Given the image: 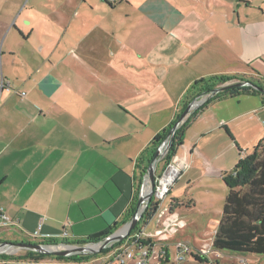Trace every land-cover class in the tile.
I'll use <instances>...</instances> for the list:
<instances>
[{"label":"crops","instance_id":"1","mask_svg":"<svg viewBox=\"0 0 264 264\" xmlns=\"http://www.w3.org/2000/svg\"><path fill=\"white\" fill-rule=\"evenodd\" d=\"M101 1L106 9L115 8ZM21 3L0 0V41L4 39L0 49V230L11 236L6 241L13 237L19 243H33L30 241H40L47 235L49 240L58 241L66 232L67 241L78 243L113 226L121 227L128 221L127 212L137 198L140 180L135 179L136 159L174 120L188 88L214 74L257 73L264 78V0H190L191 9L185 16L182 9L178 10L180 24L188 30L187 38L179 42L180 49L162 55L161 62L151 58L145 71L153 72L154 78L120 79L115 86L124 87L123 94L115 98L113 106L104 105L100 96L90 100L95 112L81 110L79 100L55 95V81L41 90L40 83H33L34 75L28 72L17 70L16 79H10V57L6 59L5 54L15 58L16 45L25 40V32L45 28L34 29V18L29 13L18 22L24 11ZM213 8H219V14ZM2 81L9 82V88L1 87ZM100 83L95 81L93 87L100 89ZM261 140V97L239 95L207 105L186 130L172 158L178 159V151L183 148L189 159L181 175L191 171L195 159H205L214 164L211 174L223 179L235 167L229 161L232 153L237 151L240 156L244 148L252 151ZM161 162L165 166L166 162ZM157 168L158 164L154 176L163 170ZM173 186L157 212L158 221H154L157 215L151 220L158 233L147 230L168 245L171 254L178 232L160 233V228L184 202L174 197ZM192 246L204 248L196 243ZM233 257L225 254V264H236ZM0 263L59 261L23 258L0 259Z\"/></svg>","mask_w":264,"mask_h":264},{"label":"rangeland","instance_id":"2","mask_svg":"<svg viewBox=\"0 0 264 264\" xmlns=\"http://www.w3.org/2000/svg\"><path fill=\"white\" fill-rule=\"evenodd\" d=\"M189 1L128 0L126 4L125 0H122L114 5L113 10H108L101 0H22L21 8L24 11L18 22L23 15L29 13L34 18V29L40 26L45 28L32 33L25 32V40L21 39L16 45L15 58L5 54L6 59L10 57V79H16L17 70L28 72L29 75H34L33 83H40L41 90L46 83L51 87V82L55 81V95L79 100L81 110L95 112L90 107V100L100 96L103 97V104L109 105L110 108L113 101H116L115 98H120L123 94L124 87L115 86L119 84L118 80L129 78L142 81L143 76L146 80L153 79V72L145 71L151 58L161 62L162 55L180 49L179 42L186 40L185 34L188 30L180 24L182 19L178 10L182 9V16H185L191 9ZM201 2L206 3V0ZM213 10L216 15L219 14V8ZM205 14L207 16V12ZM3 42L2 38L0 49ZM1 58L2 56V64ZM97 80L101 81L100 89L93 87ZM199 97L207 98V95ZM70 109L74 110L72 106ZM182 151L183 148L178 151L177 158L185 162L189 157ZM242 153L243 157L246 153L250 154L251 148H244ZM232 154L230 165L236 166L240 156H237V151ZM195 160L191 171L184 176L180 175L177 184L173 186L174 197L184 199V202L173 214L176 227L171 228L170 232H178L177 241L190 245L196 243L211 251V242L228 190L222 178L211 174L214 164L205 159ZM163 166L159 161L157 170L160 171ZM190 202L192 205L187 207ZM168 204H171V201H168ZM159 215L154 218L155 222L158 221ZM151 224L152 222L147 230L157 234L158 229H154ZM5 232L0 230V255L27 252V249L10 247L9 242L17 244L19 240L15 241L12 237L6 241L11 236L5 235ZM227 253L234 256L232 259L236 264H239L241 258L245 259L247 264H264V256L228 251H222L223 258L215 255L203 256L206 262L201 263L196 261L194 254L183 261L177 262L174 258L172 260L175 264H225ZM59 263L64 264L65 260Z\"/></svg>","mask_w":264,"mask_h":264},{"label":"trees","instance_id":"3","mask_svg":"<svg viewBox=\"0 0 264 264\" xmlns=\"http://www.w3.org/2000/svg\"><path fill=\"white\" fill-rule=\"evenodd\" d=\"M104 1L106 2V0ZM108 5L111 4L108 3ZM186 93L182 108L176 114L174 120L164 127L157 136L152 138L136 159V169L138 171L135 176L136 180H141L143 173L155 156L159 144L167 136L169 137L170 145L162 160L166 163L171 160L177 149L182 145L185 132L190 124L211 102L250 94L260 96L262 104H264V78L257 73L249 75L214 74L195 81ZM201 95H207L205 101L197 108L191 110L174 133H171L173 126L180 119L184 110L194 99ZM223 179L228 191L220 221L213 235V249L264 256V140H261L252 149L251 153L244 157H242L240 151L238 164L232 172L225 173ZM136 199L135 203L130 205L126 219L130 218L134 213ZM156 207L157 203L152 201L149 203L144 223L151 220ZM117 228L118 226H113L104 233L91 236L87 240L78 242V244L96 242ZM43 243H57V241L47 240ZM93 256L95 257V254L83 257L73 255L64 258L29 250L23 255H0V259L5 261L27 258L32 261H40L45 258H54L56 261L76 262L84 261ZM194 257L199 263L206 262L204 257Z\"/></svg>","mask_w":264,"mask_h":264},{"label":"built area","instance_id":"4","mask_svg":"<svg viewBox=\"0 0 264 264\" xmlns=\"http://www.w3.org/2000/svg\"><path fill=\"white\" fill-rule=\"evenodd\" d=\"M120 0H106L107 3L113 5ZM1 87L9 88V82L2 81ZM21 95H24L22 92ZM206 97L196 98L195 104L197 108L205 101ZM193 108V109H195ZM169 137L167 136L158 146L160 156L153 164V170L157 167L159 161H162V157L166 154L169 148ZM243 157V154H242ZM186 164L178 159L171 158V160L165 164L163 170L154 176V186L151 189L149 180L148 170L143 173L140 182L137 185V200L139 197H146L147 194L152 192L150 198H145L140 206L135 209L132 216L128 221L118 229L107 234L96 242H86L78 244L76 242L67 241V233L63 232L60 236V240L57 243H43L49 240V236H45L44 239L40 240L43 247L51 250H67L75 247H83L84 249L78 253L70 254L66 257L78 255L87 256L93 254L90 250L98 251L93 259L84 261L65 262L64 264H175L174 261H183L192 254L194 256L203 257L212 255L221 257L218 250L209 251L205 247L202 249L194 248L187 242L176 241L173 246V254L171 255L168 245L156 240L154 235L147 232V227L151 223V220L157 215V212L161 206V203L168 196L172 186L176 182L177 178L181 175L182 171L185 170ZM157 203V207L153 212L151 220L144 223L146 220V213L148 211L150 202ZM5 218V215H4ZM136 219L135 226L129 230V226L133 220ZM176 222L175 217H167L163 222V227L160 228V233H167L173 228ZM38 232L34 233L37 236ZM116 235H124L122 239H114ZM51 239V238H50ZM108 239H111L107 241ZM107 241V242H106ZM213 241V240H212ZM106 242V243H105ZM43 243V244H42ZM169 250V251H168ZM61 264V263H59ZM239 264H247V261L243 258L240 259Z\"/></svg>","mask_w":264,"mask_h":264},{"label":"water","instance_id":"5","mask_svg":"<svg viewBox=\"0 0 264 264\" xmlns=\"http://www.w3.org/2000/svg\"><path fill=\"white\" fill-rule=\"evenodd\" d=\"M196 99H194L189 105L188 107L184 110V112L182 113L180 119L175 123V125L173 126L171 133H174V131L176 130V128L183 122V120L185 119V116L191 111L193 110V108L196 107L195 104ZM170 144V143H169ZM160 156V151L159 148H157L156 154L153 157L152 161L149 163L148 165V174H149V180H150V184H151V189L154 186V170H153V164L154 162L158 159V157ZM152 195V192H150L149 194H147L146 197H139V199L137 200L136 203V209L140 206V204L142 203V201H144L145 198H150ZM136 219L133 218L130 226H129V230H131L135 224H136ZM124 238V235H116L114 237V239H122ZM111 239H108L107 241H109ZM106 241V242H107ZM105 242V243H106ZM8 245L10 247H17V248H23V249H27V250H32L35 252H40V253H44V254H48V255H53V256H57V257H66L70 254H74V253H78L80 251H82L84 248L83 247H75L73 249H67V250H51V249H47L45 247H43L41 244L39 243H17V244H13V243H8ZM100 250L95 251V250H90L91 253L96 254L98 253Z\"/></svg>","mask_w":264,"mask_h":264},{"label":"flooded vegetation","instance_id":"6","mask_svg":"<svg viewBox=\"0 0 264 264\" xmlns=\"http://www.w3.org/2000/svg\"><path fill=\"white\" fill-rule=\"evenodd\" d=\"M120 1H122V0H120ZM120 1H118V2H120ZM118 2H117V3H118ZM113 5H115V4H113Z\"/></svg>","mask_w":264,"mask_h":264}]
</instances>
